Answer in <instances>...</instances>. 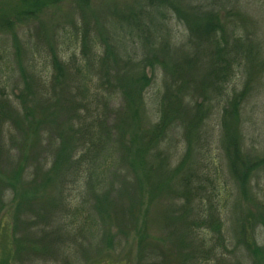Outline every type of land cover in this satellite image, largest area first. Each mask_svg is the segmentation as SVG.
<instances>
[{"label": "rangeland", "instance_id": "obj_1", "mask_svg": "<svg viewBox=\"0 0 264 264\" xmlns=\"http://www.w3.org/2000/svg\"><path fill=\"white\" fill-rule=\"evenodd\" d=\"M46 1L0 0V264H264V0Z\"/></svg>", "mask_w": 264, "mask_h": 264}, {"label": "trees", "instance_id": "obj_2", "mask_svg": "<svg viewBox=\"0 0 264 264\" xmlns=\"http://www.w3.org/2000/svg\"><path fill=\"white\" fill-rule=\"evenodd\" d=\"M60 1L62 0H49V1H46V2H42V3H39V4H36V5H33V3H27L25 2L23 5L25 7V11L27 13H32V14H38L39 12H42L46 7L48 6H54V5H57ZM11 24L13 25V22H16L17 21H21V18L19 17H16V18H12V19H9ZM57 66V64H55ZM136 70H140L142 67L141 66H134ZM136 73V76H138V73L139 72H135ZM142 80L141 79H137V83L136 85L137 86H140ZM139 90H142V88H139ZM57 104V103H55ZM44 167H41V170H43ZM95 197V196H94ZM169 259V258H168Z\"/></svg>", "mask_w": 264, "mask_h": 264}]
</instances>
